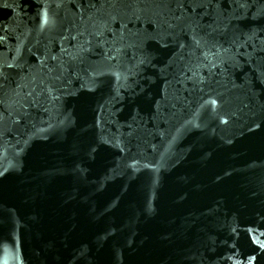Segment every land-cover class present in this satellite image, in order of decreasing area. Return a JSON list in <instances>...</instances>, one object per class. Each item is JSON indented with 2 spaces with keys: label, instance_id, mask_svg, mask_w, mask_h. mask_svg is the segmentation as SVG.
Masks as SVG:
<instances>
[{
  "label": "water",
  "instance_id": "water-1",
  "mask_svg": "<svg viewBox=\"0 0 264 264\" xmlns=\"http://www.w3.org/2000/svg\"><path fill=\"white\" fill-rule=\"evenodd\" d=\"M0 264H264V0H0Z\"/></svg>",
  "mask_w": 264,
  "mask_h": 264
}]
</instances>
